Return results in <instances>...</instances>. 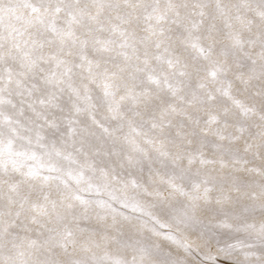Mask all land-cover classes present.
Instances as JSON below:
<instances>
[{"label":"snow or ice","instance_id":"1","mask_svg":"<svg viewBox=\"0 0 264 264\" xmlns=\"http://www.w3.org/2000/svg\"><path fill=\"white\" fill-rule=\"evenodd\" d=\"M0 264H264V0H0Z\"/></svg>","mask_w":264,"mask_h":264}]
</instances>
